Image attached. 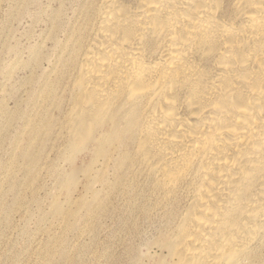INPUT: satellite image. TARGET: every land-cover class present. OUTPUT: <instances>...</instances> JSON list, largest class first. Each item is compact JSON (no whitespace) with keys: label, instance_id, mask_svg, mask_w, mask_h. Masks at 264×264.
Wrapping results in <instances>:
<instances>
[{"label":"bare ground","instance_id":"6f19581e","mask_svg":"<svg viewBox=\"0 0 264 264\" xmlns=\"http://www.w3.org/2000/svg\"><path fill=\"white\" fill-rule=\"evenodd\" d=\"M41 17L26 118L82 155L70 183L162 217L156 264H264V0H51Z\"/></svg>","mask_w":264,"mask_h":264},{"label":"rangeland","instance_id":"374dc122","mask_svg":"<svg viewBox=\"0 0 264 264\" xmlns=\"http://www.w3.org/2000/svg\"><path fill=\"white\" fill-rule=\"evenodd\" d=\"M22 1L0 0V264H156L169 233L162 217L131 209L108 188L86 192L80 173L70 183L66 173L82 155H68L60 138L35 139L28 68L51 0Z\"/></svg>","mask_w":264,"mask_h":264}]
</instances>
